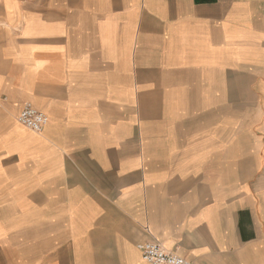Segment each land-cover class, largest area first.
I'll return each mask as SVG.
<instances>
[{
    "label": "crops",
    "instance_id": "crops-1",
    "mask_svg": "<svg viewBox=\"0 0 264 264\" xmlns=\"http://www.w3.org/2000/svg\"><path fill=\"white\" fill-rule=\"evenodd\" d=\"M152 237L264 264V0H0V264Z\"/></svg>",
    "mask_w": 264,
    "mask_h": 264
},
{
    "label": "built area",
    "instance_id": "built-area-1",
    "mask_svg": "<svg viewBox=\"0 0 264 264\" xmlns=\"http://www.w3.org/2000/svg\"><path fill=\"white\" fill-rule=\"evenodd\" d=\"M18 121L34 131L41 132L48 122V116L28 102L21 110ZM139 249L143 260L149 264H191L188 259L176 251L168 249L156 237L140 243Z\"/></svg>",
    "mask_w": 264,
    "mask_h": 264
},
{
    "label": "bare ground",
    "instance_id": "bare-ground-1",
    "mask_svg": "<svg viewBox=\"0 0 264 264\" xmlns=\"http://www.w3.org/2000/svg\"><path fill=\"white\" fill-rule=\"evenodd\" d=\"M18 122H19V121H18ZM20 124H21V123H20ZM47 124H48V122H47ZM47 124H46V125H47ZM22 125H23V124H22ZM46 125H45V126H46ZM23 126H24V125H23ZM25 127H26V126H25ZM27 128H28V127H27ZM44 128H45V127H44ZM28 129H30V128H28ZM30 130H31V131H33V132H35V133H38V134H40V133H42V132H43V130H44V129H43L41 132H37V131H34V130H32V129H30Z\"/></svg>",
    "mask_w": 264,
    "mask_h": 264
}]
</instances>
